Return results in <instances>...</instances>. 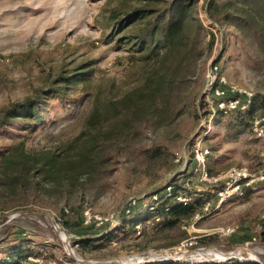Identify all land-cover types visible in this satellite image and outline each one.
I'll use <instances>...</instances> for the list:
<instances>
[{
  "label": "rangeland",
  "instance_id": "374dc122",
  "mask_svg": "<svg viewBox=\"0 0 264 264\" xmlns=\"http://www.w3.org/2000/svg\"><path fill=\"white\" fill-rule=\"evenodd\" d=\"M163 1L162 6L170 0ZM207 3L198 0L195 6L210 32H203L198 52L186 53L181 67L186 78L182 102L173 110H141L140 130L127 143L119 144L117 134L102 140L103 145H110L109 160L94 172L84 171L64 212L67 200L62 184L58 188L48 184L51 193L58 191L43 192L42 197L33 189L28 190L27 198L20 190L7 195L0 202V258L22 247L34 250L30 259L39 264H130L149 252L168 249L179 254L177 246L189 238L193 245L183 249L191 252L185 253L187 261L182 262L264 263V181L248 180L251 186L241 185L230 200L203 213L195 223L193 217L168 226L162 215L158 221L153 218L147 204L155 192L162 200L168 182L174 181L179 186L175 189H191L194 197L208 193L205 202L217 205L213 189L225 183L199 181L192 150L200 140L212 150L208 169L214 176L235 167L253 173L264 171V144L251 131V121L263 112L261 108L250 116L239 111L215 115L207 126L217 87L236 84L252 92V99L254 95L264 98V59L253 39L255 32L240 31L237 17L215 21L208 15ZM120 4L121 0H0V115L14 103L43 95L51 88L67 91L63 97L55 91L47 96L49 117L36 131L29 132L17 123L0 127L1 152L19 142L32 151L54 149L90 129L116 133L107 110H99L97 123L89 128L86 119L91 110L96 105L100 109L106 106L110 98L141 89L145 80L162 68L160 58H144L119 43L115 33L111 35L114 12ZM242 7L239 4L235 13H242ZM211 34L214 42L210 50ZM184 51L172 54L168 64L178 62ZM81 72L88 74L82 73L85 78L78 75L82 79L67 89L68 81L63 80ZM212 80L217 84L210 83ZM150 102L163 108L156 97ZM132 197L138 198L137 205L126 214ZM40 202L49 207L40 206ZM21 210L43 213L2 216ZM86 211L92 216L90 223H86ZM111 214L128 218L120 224L97 225L96 216L110 218ZM53 217L68 237L54 225ZM85 224L89 227L82 228ZM227 229L229 233H223ZM80 231L96 234L97 239L75 243ZM108 233L112 235L105 238Z\"/></svg>",
  "mask_w": 264,
  "mask_h": 264
},
{
  "label": "trees",
  "instance_id": "16d2710c",
  "mask_svg": "<svg viewBox=\"0 0 264 264\" xmlns=\"http://www.w3.org/2000/svg\"><path fill=\"white\" fill-rule=\"evenodd\" d=\"M162 1L121 0V4L114 12L115 17L113 18L116 20L110 29L111 35L115 33L119 43L126 44L134 53L144 58H160L162 65V68L158 67L156 72L145 80L141 89L133 93L127 92L117 99L110 98L106 106L100 109V105H96L91 110L86 119L89 128L97 123L99 110H107L110 117L114 119L111 127L114 130L118 129L116 133L90 129L54 149L39 151L28 150L21 142L11 144L6 151H0V202L17 190H20L26 198L29 189L37 192L39 197H42L43 192L55 194L58 190L55 189L51 193L47 185L54 184L58 188L59 184H62L65 188L64 197L67 200L62 210L64 212L65 207L69 205L68 199H71L70 197L75 193L76 183L84 171L94 172L102 162L109 160L110 145H103L102 140L107 141V138L111 139V136L117 134L119 144L127 143L128 139H132L140 130L137 128L143 118L141 110H173L182 102L181 95L186 81L181 70L184 58L188 57L186 53L199 51L203 32L209 34L210 31L195 8L198 0H170L166 1L164 6L160 5ZM207 4L208 15L215 21L237 17L240 31L247 34L250 31L255 32L252 34L253 39L259 44L260 55L264 59V0H208ZM239 4H243L242 13L236 14ZM213 42L214 36L211 34L208 46L210 50ZM182 50H185L182 58L178 62H169V65L171 55ZM159 69L163 72H159ZM82 73L88 74V72L70 74L67 79L63 80L68 81V85L62 86L69 89L70 84L74 85L77 79L78 81L82 79L78 75L86 77ZM53 91L56 95L61 94L62 97L67 92L59 87L54 90L51 88L43 95L30 96L21 102L14 103L11 108L4 110L0 115V127L8 123H17L29 132L36 131L38 125L49 117L47 109L50 100L47 96ZM154 97L161 100L162 109H157L150 102ZM257 108H261L263 111L261 114H264V98L254 95L249 107L239 112L250 116ZM104 120L108 121L109 118L106 117ZM172 182L174 181L169 183ZM175 185L177 186L176 183ZM206 195L208 193H199L187 204L166 198L160 205L161 210L159 208V215L164 217L163 223L174 226L193 218L197 212L203 211ZM40 206L49 207L45 202H40ZM127 218L124 216V221ZM81 227L88 228L89 226L85 224ZM88 234L77 232L74 238L75 243L85 244L97 239L96 234L92 236ZM109 234L104 237L107 238ZM33 253H35L34 250L15 247L6 257L0 258V264H39L30 259ZM153 264L188 263L170 261Z\"/></svg>",
  "mask_w": 264,
  "mask_h": 264
},
{
  "label": "built area",
  "instance_id": "2783aa9c",
  "mask_svg": "<svg viewBox=\"0 0 264 264\" xmlns=\"http://www.w3.org/2000/svg\"><path fill=\"white\" fill-rule=\"evenodd\" d=\"M214 79V78H213ZM216 80V79H215ZM215 80L210 81V83L213 84ZM221 81L225 82V78L221 77ZM229 87V88H228ZM226 88H215L214 92L212 93L213 100L216 99V103L214 106V110H211L209 113L210 117L208 119V127L210 126L212 120L214 119L215 115H230L236 111H244L246 110L251 101H252V92H248L246 89L240 87L239 85L233 84L228 86ZM213 88V86L211 87ZM214 101H211V103ZM251 131L253 135L263 142L264 144V114H258L255 115L251 121ZM192 161L193 165H195L196 170H198V176L199 181L204 183H214L218 182L220 180H223L225 184L223 186L214 188V193L218 198L217 205H212L211 202H205L203 211L197 212L194 215V223L197 222L199 219H201L206 213L211 211L210 209H215L220 207L223 203H225L227 200H230L231 197L234 194V192L242 185H249V181H264V171H259L256 173L251 172L246 167H235L226 172L225 174H221L219 176H214L208 169V162L212 155V150L207 147L203 146L201 144V140L197 142V144L194 146L192 150ZM175 183H169L166 186V192L163 194L162 200H158L160 196L155 192L152 194V199L147 203L151 212H153V218L158 221L161 219V216L159 215V208L160 204H157L158 202H163L166 198L174 199L182 204L189 203L194 196L192 195L191 189L188 188H178L175 189ZM241 189V188H240ZM243 192H241L242 194ZM197 195V194H194ZM138 198L132 197L130 198L127 207L124 211H126V214H130L132 212V209L137 205ZM205 213V214H203ZM86 214V223H90L92 216L89 211L85 212ZM122 215L120 214H111L109 217H102V216H96L95 220L97 221V225L107 224L108 222H116L117 224H120L121 221H124ZM187 227V226H184ZM223 231V230H222ZM229 229L224 230L223 233L227 234L229 233ZM193 245V240L186 238L184 239L179 246H177L178 251L181 253L174 254L171 250H162L161 252L152 253L149 252L145 257L143 258H164V257H173L174 262L178 263H186L182 261H187L186 254H189L191 251L184 250L183 248H188Z\"/></svg>",
  "mask_w": 264,
  "mask_h": 264
},
{
  "label": "water",
  "instance_id": "95a60500",
  "mask_svg": "<svg viewBox=\"0 0 264 264\" xmlns=\"http://www.w3.org/2000/svg\"><path fill=\"white\" fill-rule=\"evenodd\" d=\"M43 212L42 211H34V210H21L17 213H14V214H3L2 216L3 217H7V216H11V217H16L17 215H26V214H29V215H36V214H42ZM53 220V223L54 225L60 229L64 235L66 237H68V234L65 230H63L62 228H60V226L58 225L56 219L53 217L52 218ZM70 246V245H69ZM73 258H76L74 255H72ZM174 258L173 257H162V258H140L138 260H134L132 261L130 264H151V263H165V262H170V261H173ZM251 260V259H250ZM249 259L247 260L248 262L250 261ZM106 261H110V260H106ZM258 263H261V264H264L263 262L261 261H257ZM126 264V263H124ZM129 264V263H127Z\"/></svg>",
  "mask_w": 264,
  "mask_h": 264
},
{
  "label": "bare ground",
  "instance_id": "6f19581e",
  "mask_svg": "<svg viewBox=\"0 0 264 264\" xmlns=\"http://www.w3.org/2000/svg\"><path fill=\"white\" fill-rule=\"evenodd\" d=\"M61 231V230H60ZM62 235V234H61ZM65 239V238H64ZM214 251V250H213ZM212 251V252H213ZM239 252V251H238ZM214 254V253H213ZM212 255V254H211ZM215 255H217V256H219L220 255V253H218V252H215ZM221 256V255H220ZM227 257H229V256H224V258L223 259H225V258H227ZM121 259V258H120ZM254 259H257V258H254ZM104 261V260H103ZM102 262V261H101Z\"/></svg>",
  "mask_w": 264,
  "mask_h": 264
}]
</instances>
